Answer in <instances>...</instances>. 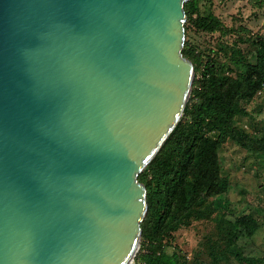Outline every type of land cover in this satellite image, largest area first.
<instances>
[{
  "label": "water",
  "instance_id": "1",
  "mask_svg": "<svg viewBox=\"0 0 264 264\" xmlns=\"http://www.w3.org/2000/svg\"><path fill=\"white\" fill-rule=\"evenodd\" d=\"M188 1L0 0V264H132L193 89Z\"/></svg>",
  "mask_w": 264,
  "mask_h": 264
},
{
  "label": "trees",
  "instance_id": "2",
  "mask_svg": "<svg viewBox=\"0 0 264 264\" xmlns=\"http://www.w3.org/2000/svg\"><path fill=\"white\" fill-rule=\"evenodd\" d=\"M185 7L186 33L192 27L225 33L218 18L201 11L200 0H189ZM242 41L247 42L245 50L238 46ZM245 41L239 38L232 46L224 47L230 57L226 64L211 55L205 60V54L186 39L183 53L193 61L196 70L193 89L181 120L139 176L147 187L149 206L142 224V240L181 227L189 220L191 211L208 204L209 198L227 187L228 181L221 175L220 147L232 135L235 117L247 114L241 103L252 101L264 91V38L255 36ZM224 66H229L231 72L225 73ZM258 228L253 214L244 212L228 229L227 246L233 247L230 251L239 261L261 263L263 258L246 256L238 246L240 238H252ZM155 249L139 264L189 263L179 250L170 254L159 247Z\"/></svg>",
  "mask_w": 264,
  "mask_h": 264
},
{
  "label": "rangeland",
  "instance_id": "3",
  "mask_svg": "<svg viewBox=\"0 0 264 264\" xmlns=\"http://www.w3.org/2000/svg\"><path fill=\"white\" fill-rule=\"evenodd\" d=\"M200 6L203 13L218 18L225 30L188 29L186 39L205 54V60L211 55L227 64L230 57L224 47L232 46L239 38H264V0H200ZM238 46L245 50L247 42H239ZM224 72H231L229 66H224ZM241 105L247 114L235 117L232 135L219 150L221 175L227 179V187L209 198L208 204L191 211L181 227L157 238L143 239L132 264L153 255L155 247L170 254L181 251L188 264H247L231 253L233 247L226 242L228 229L244 212L253 214L259 228L252 238H240L238 246L246 256L263 258L260 264H264V91Z\"/></svg>",
  "mask_w": 264,
  "mask_h": 264
}]
</instances>
